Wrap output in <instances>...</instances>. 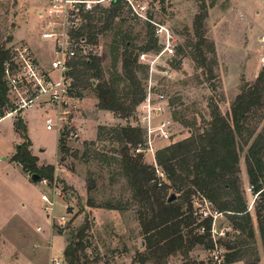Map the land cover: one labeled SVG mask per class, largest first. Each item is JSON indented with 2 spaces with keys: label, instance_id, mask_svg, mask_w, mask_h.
<instances>
[{
  "label": "rangeland",
  "instance_id": "obj_1",
  "mask_svg": "<svg viewBox=\"0 0 264 264\" xmlns=\"http://www.w3.org/2000/svg\"><path fill=\"white\" fill-rule=\"evenodd\" d=\"M124 1L122 16L114 23V29L100 33L104 23L93 22L95 28L92 31L99 32L97 43L89 44L88 54L82 59L100 58L104 77L109 81L115 64L118 73H123L124 48L121 46L119 52L115 51L119 45L115 46V41L121 42L128 36L139 48L149 41L150 32H154L161 52L167 36L171 37L175 57L156 61L160 52L142 54L139 64L145 69L137 71L146 90L151 80L157 84L156 95L166 96L173 116L178 118L173 140H156L155 154L188 139L192 133L203 132L211 120L212 105H217L222 115H231L237 96L253 86L263 71V43L255 42L261 33L264 34V0H129L133 6ZM47 3V0H0V43L9 48L11 54L15 48L30 49L41 67L50 70L54 55L50 43L41 40L40 32V13ZM112 3H104L86 17L80 30L86 40L89 33L85 26L90 18L98 19L100 9H110ZM204 13L207 16L201 22L197 18ZM197 46H200L199 50L194 49ZM75 62H72L71 71L74 96L82 93L83 97L78 96L81 104L72 109L61 131L57 128L47 130V113L53 115L54 108L40 103L15 114L1 125L0 260L4 262L49 264L50 256L58 257L63 250V264H67L65 249L73 240H79L80 230L84 227L87 228L82 234L85 246L80 254L82 263L140 264L135 262L136 259L147 253L138 220L140 205L133 198L121 170L122 146L109 133L113 128L125 127L127 122L133 123L137 109L126 117L122 112L98 109L94 90L99 81L90 76L78 79L74 72ZM166 69L173 71L172 80L161 76L160 72ZM129 105L131 98L126 103L127 107ZM19 119L27 126L28 137L35 147L32 149L31 146L30 151L38 159L37 167H54V177L45 179L46 184L44 181L33 183L31 176L35 173L24 171L20 164L12 161L19 147L26 142L15 129ZM102 128L106 129L104 140L98 141ZM244 128V140L254 133L250 144L264 132V95L260 104L251 110ZM140 130L145 138L144 131ZM62 142L66 145L64 151ZM240 153L242 189L256 229V243L251 246L260 258L258 264H264V249L256 222L260 202L248 192V147L242 144ZM141 156L143 162L154 169L152 155ZM164 184L162 187L157 185L160 192L174 193L164 190ZM189 189L195 191L192 187L185 191ZM43 195L55 203L53 211L46 210L41 200ZM177 195L181 198L175 202L186 210L188 199L182 193ZM199 195L195 192L191 202ZM108 203L120 204L122 209L107 211ZM216 228L218 240L221 238L223 243L228 241V235H234L226 215L218 220ZM221 246L227 253L225 246ZM191 257L213 264L211 251L204 246H197ZM253 259L254 256L248 253L243 261L235 264H248ZM186 263L181 254L167 260V264ZM146 264L155 262L151 260Z\"/></svg>",
  "mask_w": 264,
  "mask_h": 264
},
{
  "label": "trees",
  "instance_id": "obj_2",
  "mask_svg": "<svg viewBox=\"0 0 264 264\" xmlns=\"http://www.w3.org/2000/svg\"><path fill=\"white\" fill-rule=\"evenodd\" d=\"M125 7L124 0H114L110 9H100L98 19L90 18L85 26L89 33L88 44H96L99 32H93L94 21L104 23L100 33L114 29L113 25L122 16ZM89 16V15H88ZM206 13L197 19L202 22ZM151 28L152 26L148 24ZM199 29V28H197ZM149 41L142 47L136 48L133 41L127 36L121 42L115 41V51H123V73L119 74L116 64L113 66L112 78L107 81L101 68V59L92 57L79 59L75 62L74 72L78 77L90 76L99 83L95 86V94L98 99V109L113 113L122 112L128 116L135 111L144 100L146 88L137 76V71L145 69L139 64L142 54L158 51L160 47L154 32H150ZM11 40V39H10ZM200 49V46L194 47ZM12 58L11 50L0 43V110L14 109L8 98V88L5 81V64ZM117 62V59H116ZM205 64L203 59L202 65ZM79 79V78H78ZM121 85L123 89L120 90ZM264 95V69L259 75L256 83L247 87L237 96L231 108V115H222L217 105H212L211 120L201 133H192L188 139L173 143L156 153L158 165L166 173L167 179L164 190H173L177 199L182 193L188 199L187 209L177 202L168 203L170 195L160 192L157 187L155 170L143 162L141 155H134L136 147L143 142V132L140 128L132 127L128 122L125 127L113 128L109 133L113 134L115 141L121 144V170L128 180L133 198L140 205L138 220L145 239L146 254L136 259L135 262L146 264L154 261L155 264H167L168 258L181 254L186 259V264H212L198 259H192L191 253L197 246H204L211 250L213 240L211 238V222L207 221V232L199 234V224L193 217V203L191 196L197 192L206 198L212 206L226 215L232 226L234 235H228V241L220 238L219 242L224 245L227 253L225 256L227 264H235L243 261L249 254L254 259L248 264H258L260 258L252 244L256 243V229L252 215L248 211L245 193L242 189L240 151L242 144L248 147L246 155V166L249 184L255 187V193H259L256 222L257 230L264 249V132L253 139L252 133L248 139H243L244 124L251 110L260 104ZM77 96L83 97L82 93ZM131 98V105L126 103ZM174 121L178 118L174 114ZM15 129L21 133L26 140L16 155L13 162L20 164L23 170L29 173H38L41 180H52L54 167H37L38 159L31 154L32 143L28 137V129L22 119L15 124ZM100 129L98 141H103V132ZM242 140V142H240ZM64 151L66 145L61 143ZM132 151V153H131ZM187 187L194 188L195 191ZM182 195V196H183ZM120 204L108 203L107 211L121 210ZM87 227L80 230L79 240H73L64 252L67 264L82 263L81 253L85 246L82 243L83 232Z\"/></svg>",
  "mask_w": 264,
  "mask_h": 264
},
{
  "label": "built area",
  "instance_id": "obj_3",
  "mask_svg": "<svg viewBox=\"0 0 264 264\" xmlns=\"http://www.w3.org/2000/svg\"><path fill=\"white\" fill-rule=\"evenodd\" d=\"M46 8L40 13L41 40L50 43L54 59L51 61L50 70H45L35 59L33 52L28 48L13 49L12 58L5 64V81L8 88V98L14 109L0 110V131L4 121L24 110L31 108L35 103L51 105L54 114H48L46 118L47 130L57 128L67 122V117L72 109L78 108L81 99L74 96V80L71 75L72 62L82 59L88 54L87 40L80 34V30L86 22V17L97 7L114 0H47ZM130 2L129 0H126ZM131 6L133 4L130 2ZM138 12V11H137ZM160 34L161 31L157 30ZM263 56L261 66L264 69V37ZM166 57H175V47L170 36L163 43L161 52L156 55V61ZM155 61V62H156ZM154 62V63H155ZM172 62V60H171ZM152 63V69L154 68ZM163 78L172 80L174 73L171 69L160 72ZM157 84L151 80L148 84L144 100L137 108V115L132 127L140 128L145 133V138L134 150L135 155H152V164L157 177V185L162 187L167 176L156 161L154 142L170 141L174 138L175 121L171 112L170 102L164 94L156 95ZM154 95L156 98H154ZM44 181V180H43ZM46 184V182L44 181ZM254 200L259 198L255 193V187L249 186ZM41 200L45 203L47 211L54 210L55 203L50 201L47 195ZM193 217L199 226V234L207 232V221L211 222V259L213 264H227L226 251L219 244V232L216 228L218 220L224 216L203 196L193 197ZM38 228V232H41ZM50 264H63L62 255L52 257Z\"/></svg>",
  "mask_w": 264,
  "mask_h": 264
},
{
  "label": "water",
  "instance_id": "obj_4",
  "mask_svg": "<svg viewBox=\"0 0 264 264\" xmlns=\"http://www.w3.org/2000/svg\"><path fill=\"white\" fill-rule=\"evenodd\" d=\"M40 180H41L40 175H38V174H36V173H35V174H32V176H31V181H32L33 183H39ZM176 199H177L176 194H175V193H171V195H170L169 198H168V203H172V202L176 201Z\"/></svg>",
  "mask_w": 264,
  "mask_h": 264
},
{
  "label": "crops",
  "instance_id": "obj_5",
  "mask_svg": "<svg viewBox=\"0 0 264 264\" xmlns=\"http://www.w3.org/2000/svg\"><path fill=\"white\" fill-rule=\"evenodd\" d=\"M245 15H246V13H245ZM264 37V34L263 33H261L258 37H257V40H256V42L255 43H258L259 41L261 42V40H262V38ZM4 122H6V121H4ZM33 144V143H32ZM35 149V147L34 146H32V149ZM52 238V237H51ZM63 251V250H62ZM62 251L59 253V255L61 254L62 255ZM52 258V256H50V259ZM17 262H20V261H17ZM0 264H14V263H9V262H4L3 260H0ZM26 264H30L29 262H27ZM31 264H34V263H31ZM49 264H50V260H49Z\"/></svg>",
  "mask_w": 264,
  "mask_h": 264
}]
</instances>
